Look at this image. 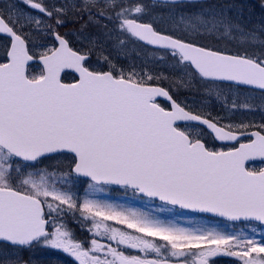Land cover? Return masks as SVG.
I'll use <instances>...</instances> for the list:
<instances>
[{
	"label": "snow or ice",
	"instance_id": "obj_1",
	"mask_svg": "<svg viewBox=\"0 0 264 264\" xmlns=\"http://www.w3.org/2000/svg\"><path fill=\"white\" fill-rule=\"evenodd\" d=\"M20 3L0 0V264H264V115L236 118L264 114V21L226 0Z\"/></svg>",
	"mask_w": 264,
	"mask_h": 264
},
{
	"label": "rangeland",
	"instance_id": "obj_2",
	"mask_svg": "<svg viewBox=\"0 0 264 264\" xmlns=\"http://www.w3.org/2000/svg\"><path fill=\"white\" fill-rule=\"evenodd\" d=\"M14 2L20 7V8H24V5L22 3H19L18 0H14ZM96 60V58H95ZM95 60L93 61V63H95ZM81 194H82V190H81ZM106 196H110L109 194H105ZM111 197V196H110ZM111 198H115V197H111ZM141 202V201H139ZM143 203V202H141ZM135 205L136 206H141L142 204H139L137 201L135 202ZM156 207V206H155ZM164 215H169L168 213H165ZM220 262L224 263V264H233L231 263L228 259L225 260V259H221Z\"/></svg>",
	"mask_w": 264,
	"mask_h": 264
},
{
	"label": "flooded vegetation",
	"instance_id": "obj_3",
	"mask_svg": "<svg viewBox=\"0 0 264 264\" xmlns=\"http://www.w3.org/2000/svg\"><path fill=\"white\" fill-rule=\"evenodd\" d=\"M223 42H221V45H222Z\"/></svg>",
	"mask_w": 264,
	"mask_h": 264
}]
</instances>
